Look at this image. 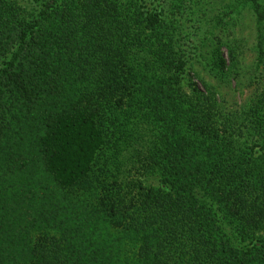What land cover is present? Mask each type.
Masks as SVG:
<instances>
[{
  "label": "trees",
  "instance_id": "1",
  "mask_svg": "<svg viewBox=\"0 0 264 264\" xmlns=\"http://www.w3.org/2000/svg\"><path fill=\"white\" fill-rule=\"evenodd\" d=\"M153 1L0 0V169L26 149L84 204L18 242L0 215V264H264V75L249 106H226L176 18L212 0ZM247 6L264 62V0L227 10ZM233 35L213 38L220 82L239 70Z\"/></svg>",
  "mask_w": 264,
  "mask_h": 264
},
{
  "label": "rangeland",
  "instance_id": "2",
  "mask_svg": "<svg viewBox=\"0 0 264 264\" xmlns=\"http://www.w3.org/2000/svg\"><path fill=\"white\" fill-rule=\"evenodd\" d=\"M211 2V5L207 6L200 14L195 13L193 16L191 13L193 17L190 21L188 19L190 14L184 13L181 17H176L175 15L180 21L179 35L187 38V41L184 39V45L186 46L184 47L191 52L193 67L200 70V72L202 71L203 77L219 91L220 95L218 94V96L223 103L230 107H238L241 104L242 106H249V103L254 98L255 90L260 85L261 78L264 75V62L258 59L255 49L257 37L255 15L251 7L247 6L242 9L241 15L236 20H232L231 17L236 16L237 13L230 14L227 7L233 3V0H212ZM26 3L28 2L26 1ZM163 4L170 6L171 0H155L151 3L154 6ZM30 5L39 6V3L35 2ZM228 33L234 34L233 36L240 42L238 48L239 61L234 67L239 70L235 76L220 82L219 77L217 79L213 77L212 73L208 74L207 72H211L209 68V64H211L210 50H212V43L215 42L213 39L215 36L226 37ZM202 41L207 43L209 48L203 47ZM197 45L199 48L196 49ZM221 51L223 56L228 58L227 49L221 47ZM203 66L207 70H203ZM213 73L216 74L215 71ZM11 157H13V160H9L11 171L0 169V182L2 185L0 188V206L2 207L0 215L5 218L3 221L12 231L11 235H14L12 239L17 241L16 235H24L25 237L31 234L34 236L39 231L36 228H32V226L38 221L42 223L43 220L42 228L47 227L50 222L48 220L49 213L56 215L62 211L73 219L82 221L83 214L80 212L84 205L82 198L69 199L66 197L67 195L58 191L51 180L37 166L33 160L34 156L29 154L26 149L22 151V154H13ZM2 163L5 162L2 161ZM73 203L78 205V208L73 206ZM213 206L217 207L216 204H213ZM47 207H54V210L49 211ZM72 208L75 210L72 211ZM217 213L219 217L223 216L220 210H217ZM59 214L61 215V213ZM64 217L65 214L60 216L61 219ZM222 226L234 241H240L236 237L237 233L230 223L223 220ZM92 239L83 242L84 249H87L89 253L95 251V247L92 245H98ZM89 245L92 247L90 248ZM89 253L86 254V257L82 256V259H87L90 256L88 255ZM101 264L104 263L102 262Z\"/></svg>",
  "mask_w": 264,
  "mask_h": 264
}]
</instances>
